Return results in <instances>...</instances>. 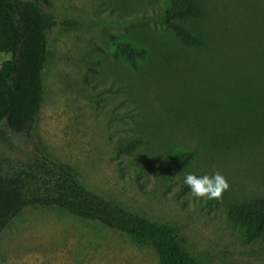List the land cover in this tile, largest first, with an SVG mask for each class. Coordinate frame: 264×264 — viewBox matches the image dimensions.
Returning <instances> with one entry per match:
<instances>
[{
  "label": "rangeland",
  "instance_id": "374dc122",
  "mask_svg": "<svg viewBox=\"0 0 264 264\" xmlns=\"http://www.w3.org/2000/svg\"><path fill=\"white\" fill-rule=\"evenodd\" d=\"M171 0H51L44 103L34 139L95 192L174 226L201 264H264L228 216L231 203L264 197V0H196L186 22L206 46L184 45L165 23ZM148 49L132 68L117 42ZM8 56L0 54V63ZM140 143L132 154L119 147ZM0 138V152L34 144ZM193 151L180 173L171 156ZM219 172L222 199L184 190L193 173ZM0 264H159L151 245L56 207H28L0 233Z\"/></svg>",
  "mask_w": 264,
  "mask_h": 264
},
{
  "label": "trees",
  "instance_id": "16d2710c",
  "mask_svg": "<svg viewBox=\"0 0 264 264\" xmlns=\"http://www.w3.org/2000/svg\"><path fill=\"white\" fill-rule=\"evenodd\" d=\"M50 3L0 0V54L8 56L0 63V138L6 146L13 137L34 144L30 152L17 153L15 148L0 152V233L28 207H56L125 233L139 246L151 245L159 264H201L174 226L151 220L88 188L71 165L54 159L43 143L34 139L44 103L48 36L58 24L54 14L45 9ZM201 15L196 0H171L164 20L184 45L204 48L205 40L185 25ZM147 54L146 47L130 40L117 42L116 56L132 68H138ZM139 143V139H131L119 151L132 154ZM194 157L193 151L176 152L169 168L180 173ZM188 189L185 184L184 190ZM227 213L248 240L264 239V197L233 202Z\"/></svg>",
  "mask_w": 264,
  "mask_h": 264
},
{
  "label": "clouds",
  "instance_id": "9594fccd",
  "mask_svg": "<svg viewBox=\"0 0 264 264\" xmlns=\"http://www.w3.org/2000/svg\"><path fill=\"white\" fill-rule=\"evenodd\" d=\"M184 183L190 188L191 195L209 200L222 199L224 192L230 188L227 178L219 172L199 177L189 173L185 176Z\"/></svg>",
  "mask_w": 264,
  "mask_h": 264
}]
</instances>
